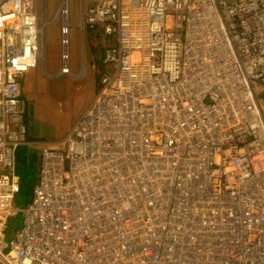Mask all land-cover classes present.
<instances>
[{"label":"built area","instance_id":"2783aa9c","mask_svg":"<svg viewBox=\"0 0 264 264\" xmlns=\"http://www.w3.org/2000/svg\"><path fill=\"white\" fill-rule=\"evenodd\" d=\"M58 15L66 78V0H0V264H264V0H79L109 69L20 209L21 78Z\"/></svg>","mask_w":264,"mask_h":264},{"label":"rangeland","instance_id":"374dc122","mask_svg":"<svg viewBox=\"0 0 264 264\" xmlns=\"http://www.w3.org/2000/svg\"><path fill=\"white\" fill-rule=\"evenodd\" d=\"M60 3L61 0H44V20H50L55 16ZM66 4L69 22V65L72 75L64 78L66 79L64 85L58 86L56 82L62 80L61 78L53 81L51 77L43 73L44 70L46 74H53L59 70L61 64V18L58 15L52 23L44 25L43 67L38 66L36 70L31 71L38 75L36 80L33 79L36 83L28 87L27 83L21 82L22 88L28 90L26 93L23 92L25 98L23 119L27 128V140H29V135L32 138L46 137L49 141L52 138H62L93 98L101 75L109 69V66L102 61L104 49L109 44L108 38L104 37L100 31L96 35L100 41L96 43V37L92 39L94 34L90 38H88L90 32L83 30L81 34L77 26L79 0H66ZM90 45L92 54L89 56ZM46 84L49 92L44 96ZM29 148L30 146H20L16 151L17 159L29 154ZM20 176V191L15 198L17 207L21 209L31 199L37 177L35 165L32 163L27 170L24 168L20 170ZM21 224L22 216L19 213L18 216L13 217L12 222H8V235L11 236L15 228ZM8 235L5 241L9 240Z\"/></svg>","mask_w":264,"mask_h":264},{"label":"crops","instance_id":"0c3cea01","mask_svg":"<svg viewBox=\"0 0 264 264\" xmlns=\"http://www.w3.org/2000/svg\"><path fill=\"white\" fill-rule=\"evenodd\" d=\"M43 9H44V0H43ZM100 33V29H97V30H95V31H93V32H90V34H89V36H88V38H90L93 34L95 35V36H92V39L94 40V38H95V42L97 43L98 41H100V38L98 37L97 38V33ZM91 50H92V46L90 45V47H89V52H88V55L90 56L91 54H92V52H91ZM36 70V69H35ZM32 71H34V70H32ZM59 71V70H58ZM55 72V73H53V74H46L45 72H44V70H43V73L45 74V76H49V77H51L52 78V80L53 81H56V80H54V79H58V78H61L62 80H60V81H57L56 83L57 84H59L58 86H60V85H64L65 84V82H66V79H64V77H62L61 75H59V72ZM25 75V74H24ZM24 75H23V77L21 78V82H23V83H27V85H29L28 87H32L31 85H33V84H35L36 82H34L33 81V79L34 80H36V78H37V73L35 72V73H33V72H28V74L24 77ZM44 87H45V84H44ZM47 88H49V87H47V84H46V88H45V90H44V96H45V94L47 93V92H49L48 90H47ZM25 91V93L26 92H28V90L27 89H24V87H23V92ZM54 92V91H53ZM27 97V96H26ZM25 99V98H24ZM29 137L30 138H32L30 135H29ZM63 138V137H62ZM62 138H58V139H54V138H52V140L51 141H57V140H60V139H62ZM47 139H49V138H46V137H42V138H40V137H33L30 141H32L31 143H32V145H33V147H35L36 149H37V147H38V151L40 150V143L42 142V141H45V140H47Z\"/></svg>","mask_w":264,"mask_h":264},{"label":"trees","instance_id":"16d2710c","mask_svg":"<svg viewBox=\"0 0 264 264\" xmlns=\"http://www.w3.org/2000/svg\"><path fill=\"white\" fill-rule=\"evenodd\" d=\"M24 109H25V106H24ZM23 112H24V110H23ZM22 117H23V114H22ZM31 139L32 138L29 137V140H27V137H26V140L28 143L25 145H22L25 147L30 146L29 154H27L24 158L18 157V159H16V168H17V172L19 173V175H20V170H22L23 168L25 170H27L31 166L32 163L35 165V167L37 169V164L39 161L38 160V147H37V149L35 147H33V145L31 144L32 141H30ZM16 158H17V155H16ZM20 181H21V176H20Z\"/></svg>","mask_w":264,"mask_h":264},{"label":"bare ground","instance_id":"6f19581e","mask_svg":"<svg viewBox=\"0 0 264 264\" xmlns=\"http://www.w3.org/2000/svg\"><path fill=\"white\" fill-rule=\"evenodd\" d=\"M39 113V112H38ZM34 126V125H33ZM39 128V127H38ZM40 133V132H39Z\"/></svg>","mask_w":264,"mask_h":264}]
</instances>
